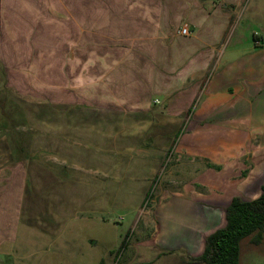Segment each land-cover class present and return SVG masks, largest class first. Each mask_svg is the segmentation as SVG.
<instances>
[{"label": "crops", "instance_id": "1", "mask_svg": "<svg viewBox=\"0 0 264 264\" xmlns=\"http://www.w3.org/2000/svg\"><path fill=\"white\" fill-rule=\"evenodd\" d=\"M13 1L27 4L15 13L31 18V47L48 33L50 98L28 125L27 163L3 167L0 153V264H120L99 249L101 215L117 193L142 185L145 197L175 141L183 186L141 211V240L120 261L189 264L231 198L264 187V25L239 31L248 54L231 59L221 44L246 0H58V36L33 0ZM248 11L264 23V0ZM84 144L91 164L64 168Z\"/></svg>", "mask_w": 264, "mask_h": 264}, {"label": "rangeland", "instance_id": "2", "mask_svg": "<svg viewBox=\"0 0 264 264\" xmlns=\"http://www.w3.org/2000/svg\"><path fill=\"white\" fill-rule=\"evenodd\" d=\"M259 1L262 0H246L243 7L238 10L237 15H234L230 30L221 44V50L222 53L224 51L225 58L234 59L235 56L248 54V47L245 44L241 46L242 44L239 42L237 34L241 29H244L245 32L248 31L245 28L249 26H252L254 30L256 26L263 27V21L260 23L259 20L253 18V11H248ZM33 2L40 14L39 18L37 16V21L44 25V20L50 19L52 21V29L57 30L53 31L52 36H58L59 18L53 15L55 3L58 0L52 2L33 0ZM16 6V1L4 0L3 11L0 16V124L5 126V129L0 132V138L4 140V143L0 145V153H3L4 159L2 161L6 160L2 163L3 167L7 166L6 162L10 163L11 161L27 163L29 148L27 144H23V141L33 137V128H29L28 125L36 120H43V104L50 98L49 92L44 88L43 78V57L45 50H49L44 48L43 40L44 35H48V33L43 32L41 26L36 33V38L39 37L40 39L37 42L40 47H31L29 45L32 42L30 41L32 35L30 26L32 24L29 21L31 18L27 14L15 13L26 12L27 4L20 2L19 10H17ZM246 9L247 11H245ZM45 24L49 26L48 23ZM52 48V57L54 58V55L59 56L57 53L59 47ZM46 104L48 105L49 102ZM40 130L43 131L42 129ZM175 145L176 141L171 144L173 149L170 155V150L165 153L164 162L148 187L150 196L144 203L143 186L138 185L127 192L117 193L116 202L107 205L109 208L106 214L101 215L102 220L108 223L100 222L99 249L101 253L108 248L114 249L116 263L120 262L121 264L124 256L121 261L120 258L125 249L126 254H128L135 249L136 241L141 240L140 236L137 235L139 230L136 229L141 227L140 223L137 225L142 216L141 211L146 210L148 206H152V202L158 199H168L166 202H172L176 199L173 196L177 194V188L183 186V174H176L175 169H172L173 167L175 168ZM90 150L91 147L84 144L83 150L78 152V156L81 158L79 162L74 164L75 160L66 159L63 167L69 170H73L74 167L86 168L87 166L85 165L87 163L91 164L89 160H86ZM68 152L70 153V149ZM37 161L42 162V160L38 159ZM171 170L173 175H170ZM123 240H125L124 243ZM140 242L142 241L138 243ZM240 264H264V239L257 246L252 245L249 242V238L242 240L240 244Z\"/></svg>", "mask_w": 264, "mask_h": 264}, {"label": "trees", "instance_id": "3", "mask_svg": "<svg viewBox=\"0 0 264 264\" xmlns=\"http://www.w3.org/2000/svg\"><path fill=\"white\" fill-rule=\"evenodd\" d=\"M149 196L150 190L146 193L143 203ZM224 220V226L205 237L202 253L189 258V264H239L242 240L249 238V242L255 246L262 242L264 187L260 196L253 201H246L238 196L232 197L224 210Z\"/></svg>", "mask_w": 264, "mask_h": 264}, {"label": "built area", "instance_id": "4", "mask_svg": "<svg viewBox=\"0 0 264 264\" xmlns=\"http://www.w3.org/2000/svg\"><path fill=\"white\" fill-rule=\"evenodd\" d=\"M180 34L181 35H184V36H187V35H190L191 34V30L189 29L188 26H183L181 29H180Z\"/></svg>", "mask_w": 264, "mask_h": 264}]
</instances>
